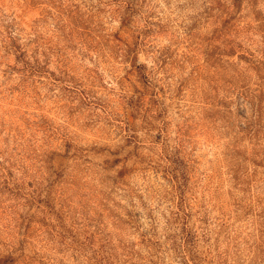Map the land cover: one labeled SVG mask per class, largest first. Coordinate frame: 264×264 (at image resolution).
I'll return each mask as SVG.
<instances>
[{"label":"rangeland","instance_id":"374dc122","mask_svg":"<svg viewBox=\"0 0 264 264\" xmlns=\"http://www.w3.org/2000/svg\"><path fill=\"white\" fill-rule=\"evenodd\" d=\"M126 1L0 0V264H264V0Z\"/></svg>","mask_w":264,"mask_h":264},{"label":"trees","instance_id":"16d2710c","mask_svg":"<svg viewBox=\"0 0 264 264\" xmlns=\"http://www.w3.org/2000/svg\"><path fill=\"white\" fill-rule=\"evenodd\" d=\"M239 2H240V0H231V5L234 7V9H235V11H234V13H227V20H226V22L225 23H229V21L230 20H232L233 19V15L235 14V13H237L238 11H239V9H240V4H239ZM125 5H126V7H125V10L127 11V12H129V13H132V12H134V6H135V1H129V0H127L126 2H125ZM125 19H124V17L121 19V23H122V25L123 24H125ZM233 53H234V49H233V47H230V50L229 51H227V53H225V54H227V55H233ZM256 111L258 112L259 110H258V108H256ZM183 216H187V215H185L184 213H183ZM182 233H183V235L181 236V238H180V247H181V251H180V253L181 254H184V253H186V252H184V249H186V248H188L187 249V252H189V254H191V258H193V259H191V260H195L194 258H197L196 256V254L194 255L193 253H192V251H193V246H194V235H193V233L190 231V230H188V229H182ZM196 264V263H195Z\"/></svg>","mask_w":264,"mask_h":264}]
</instances>
